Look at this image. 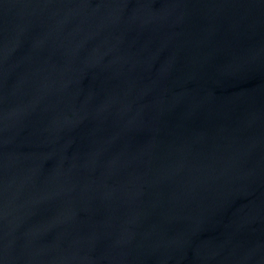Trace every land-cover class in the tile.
<instances>
[{"label":"water","instance_id":"obj_1","mask_svg":"<svg viewBox=\"0 0 264 264\" xmlns=\"http://www.w3.org/2000/svg\"><path fill=\"white\" fill-rule=\"evenodd\" d=\"M0 264H264V0H0Z\"/></svg>","mask_w":264,"mask_h":264}]
</instances>
